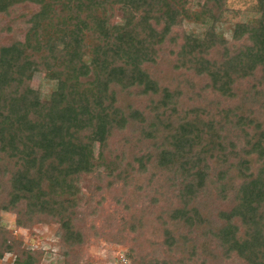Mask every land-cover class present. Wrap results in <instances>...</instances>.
<instances>
[{"label": "trees", "instance_id": "trees-1", "mask_svg": "<svg viewBox=\"0 0 264 264\" xmlns=\"http://www.w3.org/2000/svg\"><path fill=\"white\" fill-rule=\"evenodd\" d=\"M187 2L0 0V260L46 255L8 214L64 264H264V0L231 40L227 0Z\"/></svg>", "mask_w": 264, "mask_h": 264}, {"label": "rangeland", "instance_id": "rangeland-1", "mask_svg": "<svg viewBox=\"0 0 264 264\" xmlns=\"http://www.w3.org/2000/svg\"><path fill=\"white\" fill-rule=\"evenodd\" d=\"M205 0H188L187 8L193 11H199L203 6ZM256 0H227V9L224 12L220 23L218 24V33L227 40L232 39L233 30L238 23H255L259 20V14L256 12ZM186 30L196 37L205 40L213 41L214 34L211 28L186 22ZM49 91L47 85L44 83V75L36 74L32 83V94L39 96ZM96 154H98V147L96 146ZM83 192H87L83 188ZM3 224L14 236L24 242V247L28 250H43L46 252L42 264H64L65 249L60 243V232L58 226L39 225L32 231L16 229L15 217L12 215H3ZM125 251L122 248H115L106 243H99L92 245L89 248V257L96 264H110L111 257L127 264L124 260ZM15 256L6 255L0 264H13Z\"/></svg>", "mask_w": 264, "mask_h": 264}]
</instances>
